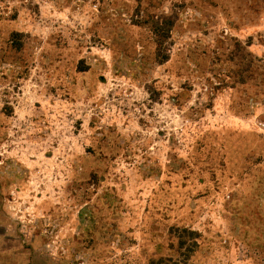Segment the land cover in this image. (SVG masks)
<instances>
[{
    "label": "rangeland",
    "instance_id": "374dc122",
    "mask_svg": "<svg viewBox=\"0 0 264 264\" xmlns=\"http://www.w3.org/2000/svg\"><path fill=\"white\" fill-rule=\"evenodd\" d=\"M0 264H264V0H0Z\"/></svg>",
    "mask_w": 264,
    "mask_h": 264
}]
</instances>
